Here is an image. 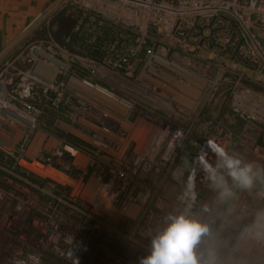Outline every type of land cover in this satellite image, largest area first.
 Listing matches in <instances>:
<instances>
[{"label": "built area", "instance_id": "obj_1", "mask_svg": "<svg viewBox=\"0 0 264 264\" xmlns=\"http://www.w3.org/2000/svg\"><path fill=\"white\" fill-rule=\"evenodd\" d=\"M52 25L0 67V264H139L169 214L211 234L198 258L237 250L264 189L208 178L217 148L264 160V0H60ZM53 21V22H54Z\"/></svg>", "mask_w": 264, "mask_h": 264}, {"label": "clouds", "instance_id": "obj_2", "mask_svg": "<svg viewBox=\"0 0 264 264\" xmlns=\"http://www.w3.org/2000/svg\"><path fill=\"white\" fill-rule=\"evenodd\" d=\"M215 155L219 157V162L208 167L207 171L221 204L230 201L234 192L220 169L231 178L232 185L240 189L251 190L258 180L264 183V167L244 163L223 148H217ZM166 219V227L152 239L150 254L142 257L139 264H216L214 256L207 262L201 261L196 251L202 238L211 234L208 223L187 211L179 215L169 214ZM254 246L264 249V208L258 209L251 224L243 229L237 250L247 251ZM240 264H244V261H240Z\"/></svg>", "mask_w": 264, "mask_h": 264}, {"label": "crops", "instance_id": "obj_3", "mask_svg": "<svg viewBox=\"0 0 264 264\" xmlns=\"http://www.w3.org/2000/svg\"><path fill=\"white\" fill-rule=\"evenodd\" d=\"M59 4L60 0H0V67L27 41L45 34L49 20L61 15Z\"/></svg>", "mask_w": 264, "mask_h": 264}, {"label": "water", "instance_id": "obj_4", "mask_svg": "<svg viewBox=\"0 0 264 264\" xmlns=\"http://www.w3.org/2000/svg\"><path fill=\"white\" fill-rule=\"evenodd\" d=\"M71 24L69 20L60 19L53 25L52 31L58 42L62 43L68 36Z\"/></svg>", "mask_w": 264, "mask_h": 264}, {"label": "rangeland", "instance_id": "obj_5", "mask_svg": "<svg viewBox=\"0 0 264 264\" xmlns=\"http://www.w3.org/2000/svg\"><path fill=\"white\" fill-rule=\"evenodd\" d=\"M57 21H58V18L55 20V22H57ZM260 41L263 42L264 41V38H260ZM255 90L258 91L259 93H261L264 96V91H262L261 89H256V88H255ZM257 145L260 146V148H263L264 147L263 145L261 146L260 143L257 144ZM256 166L264 167V160L262 162H260V163H257ZM257 183L258 184H255V186H259V188H256V190H262V189H264V185L262 186V188H260L261 187L260 186V183L261 182L259 180L257 181Z\"/></svg>", "mask_w": 264, "mask_h": 264}, {"label": "trees", "instance_id": "obj_6", "mask_svg": "<svg viewBox=\"0 0 264 264\" xmlns=\"http://www.w3.org/2000/svg\"><path fill=\"white\" fill-rule=\"evenodd\" d=\"M256 184H258V183L256 182ZM263 185H264V183L261 182L260 183V186H261L260 188H262ZM256 188H259V186H254L253 189H251L250 191H257Z\"/></svg>", "mask_w": 264, "mask_h": 264}]
</instances>
